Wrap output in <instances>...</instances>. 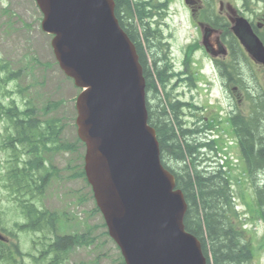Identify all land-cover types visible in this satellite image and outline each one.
Segmentation results:
<instances>
[{"label": "trees", "instance_id": "1", "mask_svg": "<svg viewBox=\"0 0 264 264\" xmlns=\"http://www.w3.org/2000/svg\"><path fill=\"white\" fill-rule=\"evenodd\" d=\"M114 1L116 16L135 43L143 67L149 123L157 133L162 164L174 175L177 188L188 204L186 230L201 241L208 264H254L252 243L242 228L244 222L237 210L230 177L214 156L218 155L216 141L203 136L205 128L199 125L200 121L205 122L203 119L185 126L182 100L173 91L171 94L167 91L169 75L160 22L153 30L149 29L145 17L152 16L145 8H149L146 0ZM21 73L22 70H13L8 62H0V125L4 129L0 134V154L10 152L2 179L11 199L24 213L23 222L16 225L20 233L28 231L44 236L39 239L37 250H33L34 255L24 253L18 232L14 229L6 232L0 209V236L3 238L0 239V264H66L73 250L94 241L91 230L61 232V215L38 207L36 201L46 195L51 181L60 172L48 162L46 154L74 153L79 144H84L79 139L77 143L62 141L65 129L62 120L41 119L39 109L31 100L26 98L19 104L12 97L14 91L9 90L8 85L17 83ZM24 91V88L19 89L20 93ZM251 98L252 113L232 117L233 135L239 141L247 175L255 185V199L264 221V96ZM60 102L49 104L43 113L48 115L50 108L59 106ZM83 165L80 170L79 167L73 169L70 177L86 180ZM85 200L80 198V202ZM95 210L100 213L97 206ZM116 264L126 263L120 256Z\"/></svg>", "mask_w": 264, "mask_h": 264}, {"label": "water", "instance_id": "2", "mask_svg": "<svg viewBox=\"0 0 264 264\" xmlns=\"http://www.w3.org/2000/svg\"><path fill=\"white\" fill-rule=\"evenodd\" d=\"M36 1L61 69L82 89L76 125L86 177L126 264H208L200 240L185 229V197L162 164L143 67L115 1ZM233 29L264 63L249 24L239 18Z\"/></svg>", "mask_w": 264, "mask_h": 264}, {"label": "rangeland", "instance_id": "3", "mask_svg": "<svg viewBox=\"0 0 264 264\" xmlns=\"http://www.w3.org/2000/svg\"><path fill=\"white\" fill-rule=\"evenodd\" d=\"M190 1L189 4L185 0H168L166 3H160L158 0H146L145 3V5L149 3V8L147 9V6L145 8L152 16L145 17L149 29L153 30L155 23L162 18L160 24L169 59L181 69L184 68L187 45L193 43L194 38L196 43L198 39H201L195 23L203 22L211 25L204 14V8H209L208 3H216V7L213 5L210 9L212 13L216 11L222 17L224 14L221 15L219 2L232 1L233 5L239 9L243 6V0H202L204 6L199 17L195 19L190 7L196 0ZM249 1H251V7L256 8V12L264 17V5L257 6L254 0ZM157 8L160 10H156ZM166 9H168V13L164 15ZM226 12L227 10L224 11L225 14ZM42 19L43 14L37 6L36 0H0V62H8L15 71L22 70L21 79L17 83L8 85V89L14 91L12 97L19 104L26 98L31 100L39 109L41 119L53 117L62 120V123L65 124L62 141L77 143L75 105L80 89H77L73 81L61 70L51 46L52 36L46 34L41 28ZM222 27L225 32L229 31L227 26ZM140 33L143 36L142 30ZM170 35L172 37H169ZM214 36L216 37V34ZM208 57L204 47L203 49L198 47L190 50L189 60L195 61L191 70L195 73L197 89L190 92L186 87L183 89L180 86L177 88V92L182 93L185 90L187 92V96L184 97L186 101L192 99L193 93L196 102L203 108V112H197V115L199 117L213 116L216 120V127L214 128L213 125L212 128L218 135L215 138L217 139V151L220 152L218 158L221 159V163H224L228 174L231 175L232 180H230L233 183L236 203L244 222L242 228L247 238L250 237L255 264H264L262 216H260V210L255 202L251 180L245 174L244 167L246 165L242 161L240 148L235 142L227 119L230 108L221 99L216 83L211 80L212 72ZM224 60L229 62L227 58ZM244 70L245 79L251 81L254 74L257 84L259 82L261 89L264 90V70L254 67L250 62H244ZM177 71L179 70L177 69ZM20 88L25 89L24 93L19 92ZM242 93L244 94L242 95L243 100L240 102L236 92L231 90V94L235 98V100L230 99L231 106L247 110L250 106L246 98L247 93L245 91ZM59 101H61L59 106H52L48 115L43 113L45 107ZM3 132V126L0 125V134ZM9 154L10 152H4L0 159L5 162L9 158ZM84 154L85 147L81 144L74 153L66 151L46 154L48 162L58 168L60 172L51 181L46 195L40 201H36V204L38 207H45L51 212L61 215V232L78 231L82 233L87 229L91 230L94 241L90 245L73 250L66 264H116L119 262L121 252L116 243L106 234L107 227L104 225L102 214L95 210L96 202L91 193V186L84 178L73 179L70 177L73 169L79 167L80 170L84 164ZM1 166L0 209L3 213L6 232L13 229L18 232L22 251L34 255L33 250H37L39 239L44 235L28 231L20 233L16 227L17 224L21 225L25 217L22 208L11 199L10 193L4 188L5 183L2 175L5 173V165L1 164ZM260 180L262 179L260 178ZM81 197L86 199L85 202H80ZM64 213L68 216H63ZM26 261L28 263L29 259L27 258Z\"/></svg>", "mask_w": 264, "mask_h": 264}, {"label": "flooded vegetation", "instance_id": "4", "mask_svg": "<svg viewBox=\"0 0 264 264\" xmlns=\"http://www.w3.org/2000/svg\"><path fill=\"white\" fill-rule=\"evenodd\" d=\"M191 3V1L189 0ZM254 3L258 6L260 4L264 5V0H254ZM194 5L191 6L193 17L196 19L199 17L201 9L203 8V2L201 0H196ZM221 15L224 14V20L226 23H232L231 20H236L239 17H243L248 24L251 26L253 32L259 37V39L264 44V17L259 15L256 12V8L251 7V1L243 0V6L241 9H237L233 7L232 2H219ZM210 7L214 5L216 7V3H208ZM227 10L226 14L224 11ZM205 17L208 19V22L212 25H207L203 22L195 23V27L198 29V34L201 39H198L196 43L195 38L193 43L187 45L185 52V61L184 68L176 67V63H167L168 72V84L167 91L168 93H172V91L176 90L180 86L186 87L190 92L197 89V82L195 73L191 70L194 62L189 60L190 50L195 48H202L207 52H210L209 55V65L212 72V76L216 78V86L219 88L221 99L227 104L230 108V116L234 114V108L231 106L230 99L235 100L234 96L231 94V90L235 91L238 96V101H242L244 95L242 93L243 88L248 95H252L256 97L257 95L264 96V90L261 89L260 84H257V78L253 74V78L251 81L249 79H245V70H244V62L246 59L250 61L254 65V67H260L264 70V66L255 60H253L245 49L240 48L235 55V50H232L228 47L232 44H225L227 41V34L224 30H222V25L220 23L222 16L219 15L216 11L212 13L210 8H204ZM216 17V19H215ZM232 30V26L229 28V33ZM216 34V37L214 36ZM224 49H227V55L221 54L216 57V55L220 53H224ZM208 53V52H207ZM226 54V53H225ZM215 56V57H212ZM238 57V61L236 60ZM250 57V58H249ZM227 58L229 62H226L224 59ZM243 58V63H242ZM167 60L170 62L169 56L167 55ZM236 60V61H235ZM192 64V65H191ZM177 69L179 71H177ZM177 98L180 96H187V92L184 90L182 93H174ZM192 99L188 101H182L183 104V115L185 118H195L197 112L201 109V106L195 101V97L192 93ZM257 99V98H256ZM186 108V109H185Z\"/></svg>", "mask_w": 264, "mask_h": 264}]
</instances>
